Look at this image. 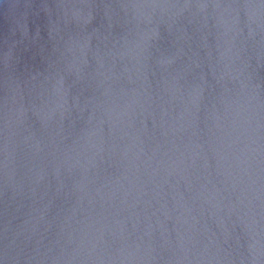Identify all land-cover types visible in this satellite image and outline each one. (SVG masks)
Masks as SVG:
<instances>
[{
    "label": "water",
    "instance_id": "water-1",
    "mask_svg": "<svg viewBox=\"0 0 264 264\" xmlns=\"http://www.w3.org/2000/svg\"><path fill=\"white\" fill-rule=\"evenodd\" d=\"M0 264H264V0H0Z\"/></svg>",
    "mask_w": 264,
    "mask_h": 264
}]
</instances>
